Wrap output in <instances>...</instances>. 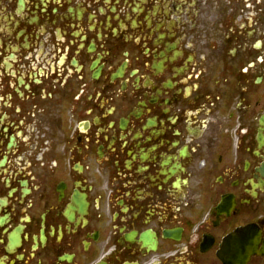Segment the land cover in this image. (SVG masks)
I'll return each instance as SVG.
<instances>
[{
    "label": "flooded vegetation",
    "instance_id": "1",
    "mask_svg": "<svg viewBox=\"0 0 264 264\" xmlns=\"http://www.w3.org/2000/svg\"><path fill=\"white\" fill-rule=\"evenodd\" d=\"M0 264H264V0H0Z\"/></svg>",
    "mask_w": 264,
    "mask_h": 264
}]
</instances>
